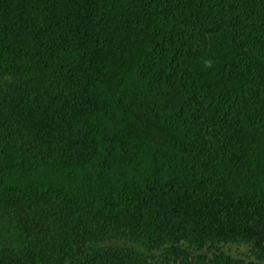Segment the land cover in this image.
Here are the masks:
<instances>
[{
  "label": "trees",
  "instance_id": "16d2710c",
  "mask_svg": "<svg viewBox=\"0 0 264 264\" xmlns=\"http://www.w3.org/2000/svg\"><path fill=\"white\" fill-rule=\"evenodd\" d=\"M0 264H264V0H0Z\"/></svg>",
  "mask_w": 264,
  "mask_h": 264
},
{
  "label": "rangeland",
  "instance_id": "374dc122",
  "mask_svg": "<svg viewBox=\"0 0 264 264\" xmlns=\"http://www.w3.org/2000/svg\"><path fill=\"white\" fill-rule=\"evenodd\" d=\"M227 247L234 255H239L241 257H246L248 255V245L246 244H230Z\"/></svg>",
  "mask_w": 264,
  "mask_h": 264
}]
</instances>
